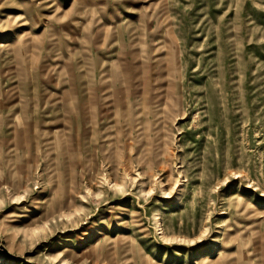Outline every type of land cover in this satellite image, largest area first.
Returning <instances> with one entry per match:
<instances>
[{
    "label": "rangeland",
    "instance_id": "obj_1",
    "mask_svg": "<svg viewBox=\"0 0 264 264\" xmlns=\"http://www.w3.org/2000/svg\"><path fill=\"white\" fill-rule=\"evenodd\" d=\"M0 264H264V0H0Z\"/></svg>",
    "mask_w": 264,
    "mask_h": 264
}]
</instances>
